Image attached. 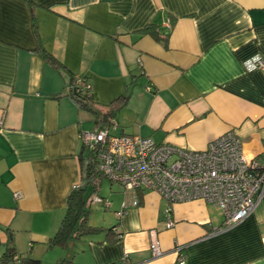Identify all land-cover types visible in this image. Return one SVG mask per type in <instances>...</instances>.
Segmentation results:
<instances>
[{
	"label": "crops",
	"instance_id": "1",
	"mask_svg": "<svg viewBox=\"0 0 264 264\" xmlns=\"http://www.w3.org/2000/svg\"><path fill=\"white\" fill-rule=\"evenodd\" d=\"M31 1L34 12L24 0H0V256L11 235L20 255L42 262L53 254L49 264L65 257L120 264L125 254L130 264H174L179 255L187 264H264V199L224 228L211 203H170L155 191L119 188L122 194L112 190L110 197L97 193L110 202L96 203L106 211L104 226L75 253L47 246L80 181L81 131L106 127L112 135L202 150L233 130L248 155L264 148V70L243 65L264 58V0ZM33 14L58 68L34 51ZM147 25L166 41L142 31ZM77 75L96 107L112 109L110 121L75 103ZM134 198L138 205L117 217L122 202ZM114 226L120 239L104 230ZM151 230L164 250L159 257L149 250Z\"/></svg>",
	"mask_w": 264,
	"mask_h": 264
},
{
	"label": "built area",
	"instance_id": "2",
	"mask_svg": "<svg viewBox=\"0 0 264 264\" xmlns=\"http://www.w3.org/2000/svg\"><path fill=\"white\" fill-rule=\"evenodd\" d=\"M162 26L170 30L171 23L166 20ZM243 65L247 71L264 70V58L255 55ZM73 90L89 94L90 85L77 75ZM79 138L95 151L100 174L124 192L155 191L170 203L203 200L220 208L224 228L241 222L264 199V148L248 155L233 130L217 136L202 150L159 143L150 137L112 135L109 128L81 131ZM92 202L110 207L108 199L98 194L92 196ZM130 205L137 206L138 199L122 202L116 216L120 218ZM170 211L166 209L167 228L174 225ZM149 250L155 257L164 253L156 230L149 232ZM121 263L130 264L126 254ZM174 264L187 263L179 255Z\"/></svg>",
	"mask_w": 264,
	"mask_h": 264
},
{
	"label": "trees",
	"instance_id": "3",
	"mask_svg": "<svg viewBox=\"0 0 264 264\" xmlns=\"http://www.w3.org/2000/svg\"><path fill=\"white\" fill-rule=\"evenodd\" d=\"M26 1L31 11H33L34 4L31 0ZM152 26V27H151ZM33 29L35 32V36L37 38V46L34 49L35 52L39 53L41 57L54 68L60 67V62L48 51L46 50L39 41V37L37 34V25L35 16L33 14ZM142 31L151 32L156 38L159 40H163L164 42L167 39V34H163L158 31L157 26L155 25H147ZM56 95L55 97H58ZM72 98L77 103V105L95 116V119L100 117H104L110 121V117H112L113 112L112 109H108L107 111H103L102 109L96 107L93 102H91V98L89 94L73 92ZM121 98H124L123 96ZM120 98V99H121ZM125 99V98H124ZM106 128V127H105ZM103 129V128H101ZM82 153H86V160L84 161L82 157H80V172L81 177L79 183L75 184L66 198V206L64 215L60 221V224L55 231V233L48 239L47 246L48 248H67L69 243L73 240H78L82 236L94 233L96 231L102 230V228H96L90 226L88 224L90 206L92 203V196L98 193L101 179L103 176L97 169V159L96 153L91 148L85 146L82 143ZM81 153V154H82ZM90 185V190L88 186ZM115 226L111 228L104 229L107 234H112L113 238L120 239L122 235L115 230ZM111 241V240H110ZM40 260L31 256H22L20 255L16 248L13 245L12 236L9 235L7 238V244L5 247V251L0 256V264H40ZM58 264H73L72 257H65L59 261ZM120 264H122L120 262Z\"/></svg>",
	"mask_w": 264,
	"mask_h": 264
},
{
	"label": "rangeland",
	"instance_id": "4",
	"mask_svg": "<svg viewBox=\"0 0 264 264\" xmlns=\"http://www.w3.org/2000/svg\"><path fill=\"white\" fill-rule=\"evenodd\" d=\"M120 186L117 184V183H114V182H111L109 181L107 178H102L101 179V182H100V186H99V191L98 193L102 196H107V197H110L111 194L113 193L112 190H117L119 189ZM90 190V189H89ZM120 190H122L120 188ZM121 191L117 190L116 193H119V194H122V192L120 193ZM106 211L104 210L103 206L100 205V204H96V203H93L91 204L90 206V213H89V219H88V224L90 226H93V227H98V228H101L103 227V222H104V218H103V214L105 213ZM93 233H89V234H86L84 236H82L81 238L77 240H73L71 243H69V247L65 249V255H67V253L69 252V254H73L75 253V251H77L76 249L78 247H80L82 244L84 245V241H87L90 237H92ZM96 235V234H95ZM94 235V236H95ZM81 240V241H79ZM73 244V245H71ZM53 254L49 255V257L47 258V260H43L41 262V264H49V258L50 256H52ZM73 259V257H72ZM80 258H76V260H78Z\"/></svg>",
	"mask_w": 264,
	"mask_h": 264
}]
</instances>
